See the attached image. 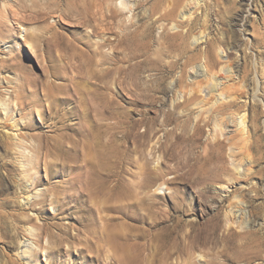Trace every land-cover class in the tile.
I'll return each mask as SVG.
<instances>
[{
  "label": "rangeland",
  "instance_id": "obj_1",
  "mask_svg": "<svg viewBox=\"0 0 264 264\" xmlns=\"http://www.w3.org/2000/svg\"><path fill=\"white\" fill-rule=\"evenodd\" d=\"M139 1L129 22L123 16L109 17L117 10L114 0H0V100L12 107V117L0 109V264H28L15 259V247L18 239L31 236L25 231L29 225L41 226L39 235L31 237L37 252L32 264H111V251H96L94 242L111 223L142 235L147 256L143 264H264V45L254 40L264 1L204 0L191 27L172 30L173 21L165 14L171 0ZM181 20L176 16L174 21ZM189 28L191 34L205 31L196 49H208L212 59L207 41L228 40L223 46L238 70L221 89L242 96L241 103L231 107H214L195 140L189 134L196 109L208 108L212 97L188 106L186 122L183 114L172 110L175 91L185 89L189 80L170 87L171 78L189 69L185 63L197 50L190 37L186 48L165 37ZM93 29L99 33L93 35ZM85 37L91 46L105 41L102 51L112 57L107 63L113 68L107 80L112 81L116 100L111 106H123L127 121L137 123L126 145L133 146L138 134H149L146 156L134 155L151 170L148 179L156 181L148 185L132 163L125 174L130 193L108 199L100 211L79 195L71 164L61 168L60 114L67 111L66 122H73L70 107L76 103L67 99L60 102L59 111L47 109L53 103L50 89L62 99L75 88L91 87V80L79 83L81 49L89 47ZM16 51L19 56L11 60ZM244 112V131L237 128L221 135L233 114ZM116 121L101 122L121 137L125 131ZM218 140L220 144H214ZM24 151L32 153L30 165L24 159L26 170L18 162ZM157 158L161 170L156 171ZM29 179L33 186L28 194L45 193L30 195L27 204L24 191L29 189L21 190ZM160 183L162 188H157ZM234 195L250 213L245 229L229 214L237 204Z\"/></svg>",
  "mask_w": 264,
  "mask_h": 264
},
{
  "label": "bare ground",
  "instance_id": "obj_2",
  "mask_svg": "<svg viewBox=\"0 0 264 264\" xmlns=\"http://www.w3.org/2000/svg\"><path fill=\"white\" fill-rule=\"evenodd\" d=\"M114 1L117 2V10L115 12L113 11L109 17L113 18L116 16H123L124 20L126 18V20L131 22L136 16L135 11L138 9L137 7L139 6L140 1ZM158 1L162 3L164 2V0ZM171 2V9L165 13L166 18L169 21H173L170 24V30L176 29L178 27L183 28L187 25L191 27V25H193L192 23L194 22L192 21V18L195 13L200 10L199 8L204 3V0H171ZM176 16H180L182 20L180 22H175L174 20ZM196 17L197 16H195L194 19H196ZM184 18L185 20H183ZM97 31V29H93V35H97L99 33ZM204 36V30H201L195 34H191L190 28L186 33H184L183 30H176L175 32L166 33L165 35L167 39H173L175 41L178 40L179 44L181 46L183 45L184 48L187 47L186 42L190 37L192 49L197 50V53H195V55H193L191 59L189 58L185 63V67L189 65V69H182L181 73L175 80L174 77L171 78L169 83L170 87H172L175 83L182 84L185 80H189V83L184 86L186 87L185 89L182 88L175 91L176 94L171 100L172 110H178L179 113L183 114L186 117L184 119L186 122L188 121L187 118H189V115H186L188 106H192L193 104V107H195V105H199V103L201 104V102L203 103L205 100L212 97L210 100V106L208 108L199 106V108L196 109L198 111L194 116V131L192 134H189V138L195 137L193 138L194 140L196 139L195 135H197L202 130L203 125L201 122L204 124L206 123L209 112L213 110L214 107H231L235 102L241 103L240 100L242 98L240 95L226 93L221 89L226 82L234 78L238 70V63H232V61L228 59V55L226 53L227 50L223 46V44H226L228 40L226 41L224 38L219 39L218 37L212 38L211 40L207 39V42L210 43L211 49L215 56V58L212 59L208 49L201 51L196 49L197 46L203 42L204 38H206ZM254 40L257 42V44L264 45V12L261 16V20L259 21V27L255 31ZM84 42L89 44V47L87 50L81 49L80 56L81 58L83 56V58L80 60L81 72L79 83H88V81L91 80V87L87 88L86 91H78L79 88H75L73 91L75 94L71 91L73 95L69 94L67 96H63L62 99H59V96H56L53 92H51L50 89V94L53 97L52 102L55 104L53 105V103H50L47 109L48 112H50L53 108L59 111L60 104L67 99H72L73 103H76L75 106L70 107L74 112L73 118L75 119L73 122H66L65 118L67 117V111L63 114H60L61 117L59 123L61 127L62 141H59V145L61 147L60 158L63 161L61 168L65 170L66 164H71L70 167H72V171L78 174L75 175L76 178H74V180L78 181V186L81 189L79 195L88 198L94 206H98L97 210L100 211L105 203L109 202L108 199H118L128 196L130 191L126 182L125 174L129 170V165L132 163H135L137 166V175H143V177H146V182L148 185L151 186L156 181L152 180L151 178L148 179V175L152 173L151 170L147 168L148 166H144L145 163L143 162V164L140 161V157L135 158L134 155L139 154V156H143V158L146 156L145 149L150 139L149 134L147 132L138 134L133 137V146L130 147L126 145V140L131 135L130 132H132L131 129L134 128L137 123L127 121V110H125L123 106H119L118 109H114L111 106V104L115 103L116 100L111 89L112 81L110 82L107 80V76L110 74L111 69L113 68L109 66V63H107L112 57L102 51V46L105 44V41H96L95 43L97 45L91 46L90 39L85 37ZM13 54V56H10L11 60H16L19 56V53L16 51ZM200 78H203L205 82L202 83L199 81ZM181 98H183L182 101L180 100ZM7 101L8 100L5 99L4 101L0 100V109L3 110L5 114L10 115L12 112V107L9 102L7 104ZM251 108H254V104L251 105ZM201 112H205V114H201ZM67 115L69 116V114ZM107 118H116L117 121L115 123L121 124L119 127H122L125 131L121 137H117L116 130L111 131L110 129L103 128L104 121H101L106 120ZM231 118L232 119L224 125V128H221L220 132L224 137H226L227 133L237 130V128L241 131H244L246 125L245 112L243 114H233ZM13 123V125L17 128L18 125L16 122ZM140 123H143V120L140 121ZM12 137L15 139L16 134H13ZM67 143L70 144V147L67 146ZM214 144H220V140ZM151 151L152 149L150 150L149 154ZM25 152L26 151H24V154H21V156L19 155L20 158L18 160L20 166L22 169L24 168V170H26L24 167V159H26L25 164L28 166V164H31V160H29L31 157H29V155H32V153L28 151L26 155ZM158 158H160V155ZM158 158L154 159V162L156 160L157 164ZM250 168L251 166L246 167L245 171H250ZM157 170H161V164L157 165L156 171ZM26 175H24V177ZM29 180L25 188L21 187V192H23V190L27 187L29 189V191H26L27 189L24 191V193L27 194V196L24 197V200L27 204L30 201V195L32 196L31 198H33L36 196H44L45 193L44 191H39V193L37 191V193L28 194L31 192L30 189L33 186V181H31L32 179L30 180L31 182ZM161 185L162 183H160L157 188H162ZM234 197L237 199V204L236 207L234 206V208L230 207L229 214H234L235 218H237V226L241 229H245L250 222V213L245 208L246 204L244 205L243 201L237 198V195H234ZM41 200L42 199L40 198L39 202ZM38 210H40V208H38ZM113 210L115 209H112V211ZM124 215L129 217L130 213H126ZM120 227L111 223L109 224V228H107V230L105 229L102 231V235L100 237L97 233L99 238L96 237L98 239L94 241L96 242V251H100L101 248L107 247L115 259L114 260L112 258L114 261L111 260V264H116V261H119L120 264H143L147 256L145 254V242H143L141 239L142 235H140V233L134 234L127 230L123 231V229ZM39 230H41L40 225L37 228L30 227V225L28 227L26 226L25 231H27L29 236H31L23 241L21 239L17 240L15 247L17 249L15 259L19 261L20 258V260L22 259L23 263L26 261L28 264H32L37 252L33 250V246L36 245V243L31 237H37L39 235ZM99 233H101V230ZM15 259H12V261Z\"/></svg>",
  "mask_w": 264,
  "mask_h": 264
}]
</instances>
